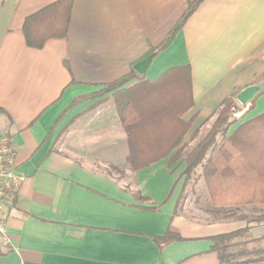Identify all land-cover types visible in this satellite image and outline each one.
Returning <instances> with one entry per match:
<instances>
[{
	"label": "crops",
	"instance_id": "0c3cea01",
	"mask_svg": "<svg viewBox=\"0 0 264 264\" xmlns=\"http://www.w3.org/2000/svg\"><path fill=\"white\" fill-rule=\"evenodd\" d=\"M57 1L0 0V110L8 115L0 114V132L25 177L8 209L13 245L0 264H219L209 238L247 227L233 242H248L253 254L264 251V222H255L264 204L222 217L208 199L204 211L214 217L208 222L184 214L186 204L175 214L184 172L213 133L193 153L182 150L171 163L175 150L132 172L113 93L101 95L165 40L195 0H75L68 36L29 48L25 20ZM186 66L195 104L179 148L197 140L233 92L257 90L244 122L263 114L264 0H204L142 76L153 82ZM244 122L237 120L227 136ZM248 207L253 212H244ZM170 226L182 241L160 251L152 238Z\"/></svg>",
	"mask_w": 264,
	"mask_h": 264
},
{
	"label": "trees",
	"instance_id": "16d2710c",
	"mask_svg": "<svg viewBox=\"0 0 264 264\" xmlns=\"http://www.w3.org/2000/svg\"><path fill=\"white\" fill-rule=\"evenodd\" d=\"M203 1L190 2L165 40L159 46L151 47L143 58L132 64L127 74L107 84L101 93H113L129 143L125 167L132 172L154 165L178 150L170 158L172 163L187 147L185 142L179 148L191 128V122L185 121L184 117L195 104L191 67L169 69L157 80L150 82L139 75L134 66L148 57L153 60L168 49ZM74 2L75 0H58L29 16L22 29L26 45L32 49H42L49 40L66 38ZM0 114L8 117L2 110ZM236 123V120L226 117L184 172L185 190L191 174L202 167L207 193L222 217L233 213L239 207L264 204V113L244 122L228 137L229 128ZM218 135L223 136L219 144ZM184 190L176 206V215L184 201ZM16 200V196L8 200L9 206L15 204ZM255 222H264V217L256 219ZM249 229L247 227L209 238L212 243L210 251L217 254L219 264H264V251L253 254L247 249L248 242H233L246 236ZM152 240L163 251L172 243L182 241V237L170 226L164 236L153 237ZM235 247L237 250L232 251ZM8 251L0 250V255Z\"/></svg>",
	"mask_w": 264,
	"mask_h": 264
},
{
	"label": "rangeland",
	"instance_id": "374dc122",
	"mask_svg": "<svg viewBox=\"0 0 264 264\" xmlns=\"http://www.w3.org/2000/svg\"><path fill=\"white\" fill-rule=\"evenodd\" d=\"M249 88H253V97L248 99V104L253 101L257 90L254 86H249L248 88H246L243 91H236L233 92L232 96L227 98L225 103L222 104L214 113V115L212 116L211 120L207 123L204 124V129L201 132L196 133V138L197 140H195V142H193L191 145L190 144V140H188L189 144H187V147L185 150H188V152L193 153L195 150H198L199 146L202 145L205 141H208L210 138L211 133H213L215 130L216 126H219L222 121L226 118L229 117L231 120H238V124L244 122L245 120L249 119L248 117H246V115H243V111H246V109L248 108V104L247 103H243L240 101L239 96L240 94H242L244 91L248 90ZM237 124V125H238ZM218 128V127H217ZM222 137L221 135L218 136L217 138V144H219L222 141ZM106 171V173H110L112 175H117L116 172L112 171V170H104ZM122 174L119 176V179L121 180L123 177L122 175H124L125 170H121ZM210 197L207 193L206 187H205V183L202 180V174H201V169H196L195 172L193 174H191L190 180L187 183V185L185 186V190H184V202L183 205L186 204L185 207V212L184 214L188 215V216H198L200 218L201 221H212L214 219V217L210 216L207 212L204 211V209H206V207L209 206V200ZM182 205V209L183 206ZM254 207H248L246 209H244V212H253L254 209H252ZM259 208H256L257 211L259 212ZM181 209V210H182ZM197 209L200 211L197 212Z\"/></svg>",
	"mask_w": 264,
	"mask_h": 264
},
{
	"label": "built area",
	"instance_id": "2783aa9c",
	"mask_svg": "<svg viewBox=\"0 0 264 264\" xmlns=\"http://www.w3.org/2000/svg\"><path fill=\"white\" fill-rule=\"evenodd\" d=\"M25 177L15 164V150L11 140L0 132V250L12 248V238L7 224L10 201L18 194Z\"/></svg>",
	"mask_w": 264,
	"mask_h": 264
},
{
	"label": "water",
	"instance_id": "95a60500",
	"mask_svg": "<svg viewBox=\"0 0 264 264\" xmlns=\"http://www.w3.org/2000/svg\"><path fill=\"white\" fill-rule=\"evenodd\" d=\"M152 62V58L148 57L145 60L137 63L134 66V70L140 74V75H144L148 69V67L150 66ZM253 88H249L248 90L244 91L242 94H240L239 99L241 102H243L244 104L247 103L248 99L253 97Z\"/></svg>",
	"mask_w": 264,
	"mask_h": 264
}]
</instances>
